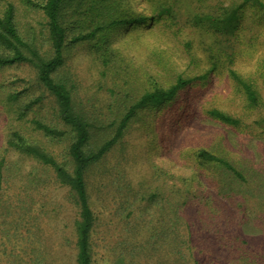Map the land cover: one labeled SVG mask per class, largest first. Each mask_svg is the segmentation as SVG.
I'll use <instances>...</instances> for the list:
<instances>
[{
  "label": "rangeland",
  "instance_id": "1",
  "mask_svg": "<svg viewBox=\"0 0 264 264\" xmlns=\"http://www.w3.org/2000/svg\"><path fill=\"white\" fill-rule=\"evenodd\" d=\"M9 1L16 4L22 32L35 38L41 52L50 51L43 11L23 0H0V10ZM242 1L109 0L105 19L71 18L87 32L114 13L161 14L151 22L112 28L109 45L115 52L107 66L94 40L67 49L59 73L72 88L77 108L94 121L93 147L112 136L113 118L155 82L168 87L179 75L193 79L174 100L141 111L124 139L90 171L98 217L96 264H264V15L244 7L240 28L226 35L230 41L219 36L227 49L212 71L209 55L218 33L192 21L196 13L218 15ZM231 67L256 84L261 106L247 107L229 75ZM41 95L45 98L39 101ZM35 98L22 117L21 110ZM214 107L242 118V125L213 118L209 110ZM56 110L34 65L0 66V264H75L77 211L69 187L52 167L8 144L10 132L19 129L42 141L60 161L67 160L70 141H48L32 123L34 118L58 123ZM201 147L231 157L250 182L216 167L200 170L214 192V207L190 205L181 211L179 226L166 224L160 232L155 218L161 205L148 203L144 195L161 185L163 170L191 174L189 153Z\"/></svg>",
  "mask_w": 264,
  "mask_h": 264
},
{
  "label": "trees",
  "instance_id": "2",
  "mask_svg": "<svg viewBox=\"0 0 264 264\" xmlns=\"http://www.w3.org/2000/svg\"><path fill=\"white\" fill-rule=\"evenodd\" d=\"M23 1L43 11L47 21L51 50L47 53L41 52V48L35 43V38L22 32L16 4L9 1L0 10V66L29 62L36 67L39 83L54 97L57 105L55 115L58 123L34 118L32 119L34 129L42 133L48 141L69 140L67 156L70 160L67 158L68 161H60L42 141L26 136L19 129L10 132L8 144L21 154L31 156L42 164L52 167L58 181L69 187L77 211L73 222L76 235L75 264H96L93 237L98 217L93 206V197L88 181L90 171L124 139L141 111L148 108L158 109L174 100L193 79L179 75L168 87H163L160 83L155 82L139 97L133 99L121 116L113 118L111 121L114 123L112 136L93 147L94 121L89 115L77 108L72 88L66 78L59 73L60 68L65 63L67 49L85 40H94V48L99 54V58L107 66L115 52L109 45V32L112 28L151 22L156 17H161V14H136L127 17L114 13L111 18L109 16L106 21L99 22L100 19H105L107 16L105 10L109 9V0ZM248 5L257 8L259 13L264 15V0H243L234 7L225 8L218 15L211 13L195 14L192 21L208 24L209 27L215 29L213 30L215 34L218 33V36L215 35L216 46L211 47L212 52L209 55L211 71L217 68V62L221 61V53L227 49L223 45L224 43H221L222 40L219 36L235 34L234 32L240 28L244 16L242 10ZM117 12L119 13V11ZM82 14L98 15V17L103 18H99L89 31L84 32L82 31L85 29L82 28L84 25L81 26L78 21L71 20L74 16L79 17ZM226 38V41L229 42L230 37L226 36ZM229 75L244 94L247 107L253 109L261 106L262 95L251 79L246 78L233 67L229 68ZM19 95L20 92H16L13 97L18 98ZM44 98L45 95H41L37 99L41 101ZM37 99L35 98L34 102L25 105V108L21 110L22 117L26 115L33 104L37 103ZM209 114L213 118L235 127H240L243 122L242 118L216 107L211 108ZM256 122L260 124L262 119H257ZM189 159V165L192 167L191 174H174L163 170L160 173L165 174V176H163L164 179L162 178L161 185L144 195V197L147 196L148 203L161 205V210H158V216L155 218L160 232L166 230V224L171 226V229L179 226L183 219L181 211L190 205L214 207V192L210 191L208 184L200 178V170L216 167L218 171L230 172L246 184L250 182V177L245 170L236 164L231 157L222 155L218 151L201 147L189 153ZM224 181L223 178L220 179L221 184ZM1 201L0 196V210Z\"/></svg>",
  "mask_w": 264,
  "mask_h": 264
}]
</instances>
